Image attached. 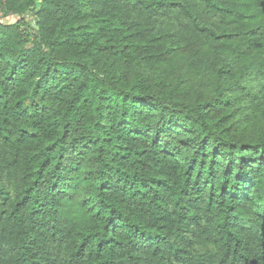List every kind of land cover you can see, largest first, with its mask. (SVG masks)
Returning <instances> with one entry per match:
<instances>
[{"label":"trees","instance_id":"16d2710c","mask_svg":"<svg viewBox=\"0 0 264 264\" xmlns=\"http://www.w3.org/2000/svg\"><path fill=\"white\" fill-rule=\"evenodd\" d=\"M0 264H264V0H0Z\"/></svg>","mask_w":264,"mask_h":264},{"label":"rangeland","instance_id":"374dc122","mask_svg":"<svg viewBox=\"0 0 264 264\" xmlns=\"http://www.w3.org/2000/svg\"><path fill=\"white\" fill-rule=\"evenodd\" d=\"M4 21H9V22H14L15 20H14V18L13 17H11V18H8V19H5Z\"/></svg>","mask_w":264,"mask_h":264}]
</instances>
